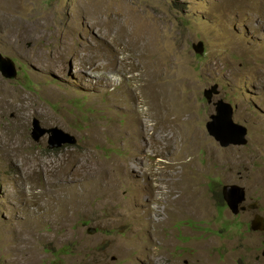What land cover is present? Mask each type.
<instances>
[{
    "label": "rangeland",
    "instance_id": "374dc122",
    "mask_svg": "<svg viewBox=\"0 0 264 264\" xmlns=\"http://www.w3.org/2000/svg\"><path fill=\"white\" fill-rule=\"evenodd\" d=\"M0 53V264H264V0H0ZM145 62L188 110L173 126L146 114ZM216 85L246 144L207 134ZM232 185L257 212L231 213Z\"/></svg>",
    "mask_w": 264,
    "mask_h": 264
},
{
    "label": "water",
    "instance_id": "95a60500",
    "mask_svg": "<svg viewBox=\"0 0 264 264\" xmlns=\"http://www.w3.org/2000/svg\"><path fill=\"white\" fill-rule=\"evenodd\" d=\"M204 50L203 43H200L198 47V52L202 54ZM0 72L3 77L7 79H15L17 76V71L14 61L9 57H4L0 53ZM220 94L218 86H214L212 89L205 91V97L208 99L210 104L215 106V114L210 117V121L206 124L207 133L214 137L215 141L220 143L221 147H228L229 144L243 145L246 144V134L247 130L245 127L238 125L233 120V110L230 104L225 103L224 100L217 102L213 101V98ZM34 138L36 142H40L45 134H51V139L49 141V148L54 149L61 147L63 143L75 144V140L70 139L67 134L59 129H45L41 127L39 121H34ZM227 130L224 135L222 129ZM59 134L64 138V141L59 140ZM226 138L232 139V141L227 142ZM58 139V140H57ZM223 197L225 202L232 214L238 215L240 212V205L245 201V190L238 185L227 186L224 188ZM262 227H254L253 230H261ZM94 232H89L92 235Z\"/></svg>",
    "mask_w": 264,
    "mask_h": 264
},
{
    "label": "bare ground",
    "instance_id": "6f19581e",
    "mask_svg": "<svg viewBox=\"0 0 264 264\" xmlns=\"http://www.w3.org/2000/svg\"><path fill=\"white\" fill-rule=\"evenodd\" d=\"M149 32H151V29H148V32L147 33H149ZM152 41V40H151ZM152 42H154V41H152ZM148 49H149V51H151L152 53H155V51H156V47L154 46V44L153 43H151V42H149L148 43ZM144 59L146 58V57H143ZM153 61H155V59L153 60ZM156 62V61H155ZM109 65V64H108ZM108 65H104V67L102 66V64L101 65H99V66H97V63L95 64V66H96V68H100V69H104L105 70V72H111L112 71V66H111V64L108 66ZM154 66V64H153V62H151L150 64L149 63H146L145 62V65H144V67H143V69H145L146 70V73H149V76H151L150 78H149V82L148 83H146L145 84V86H142L141 87V90H142V92H141V97H142V101L143 102H150V104H151V108H149V109H147V115H149L150 116V118H157L158 119V121L160 122V124L162 123V125H163V122L165 123L166 122V124H170V125H174L173 123H174V121H173V123L171 122V119H169V117H171L170 115L171 114H173V113H177L178 114V118H179V116L181 115V114H185V112H187L188 110H183V109H180V102H179V100L176 98V97H174L171 93H173V86H170L171 87V89H170V91H172V92H166V93H162V92H160V91H163V88L161 87V86H159V87H161V90H160V88H158L156 91H150L148 88H146L145 89V87H147V86H149V87H151L152 89L155 87V86H158V85H156V84H154V81L158 78V76H156L155 74H154V71H153V69H156L157 70V68H154L153 67ZM155 70V71H156ZM105 77V76H104ZM114 78H116V77H112L111 79H110V81H107V83L108 84H112V83H114V82H112V81H115V85H120L121 84V81L122 80H120V79H114ZM118 81H120L119 83H118ZM118 83V84H117ZM145 89V90H144ZM144 90V91H143ZM176 96V95H175ZM160 99H161V102H160ZM159 103L161 104V105H159ZM143 112V111H142ZM144 113V112H143ZM144 116H145V114H144ZM173 116V115H172ZM149 118V117H148ZM147 118V119H148ZM149 118V119H150ZM175 118V117H174ZM177 118V119H178ZM176 119V118H175ZM174 119V120H175ZM177 121V120H176ZM154 124V123H153ZM178 124V123H177ZM155 125V124H154ZM157 125V124H156ZM153 126V125H152ZM159 126V125H158ZM161 126V125H160ZM169 126V125H168ZM167 126V127H168ZM182 126V125H181ZM166 127V128H167ZM170 127V126H169ZM172 128V127H171ZM177 128V127H176ZM182 128V127H181ZM156 129V128H155ZM158 129V128H157ZM161 129V128H160ZM163 129V128H162ZM179 129V128H178ZM177 129V130H178ZM153 130V129H152ZM152 130H151V132H152ZM159 130V129H158ZM186 130V129H185ZM156 131V130H155ZM179 131V130H178ZM177 131V132H178ZM111 132H113V133H116V132H118V134H123L124 133V131L123 130H117V129H115V128H113L112 129V131ZM188 132V131H187ZM193 132V131H192ZM192 132H190V134L189 133H187V134H184L185 132H183V133H181V136L180 137H182V141H183V139H184V141L182 142L183 143V145H182V148H183V153L182 152H180V154L182 155V156H184V157H186L187 155H190V152H191V148H192V138H193V133ZM179 133H176V135H178ZM138 135V133H137V131L135 130V129H129V135H128V137L129 138H131V137H133V136H137ZM159 135H160V133H159ZM156 136H158L157 134H156ZM179 136V135H178ZM169 136H167V138H168ZM174 138H175V136H173ZM173 137H169V139H172ZM179 137V138H180ZM150 138V140H152L153 139V137L152 136H150L149 137ZM158 138H159V136H158ZM160 139V138H159ZM176 139V138H175ZM181 139V138H180ZM196 138H194V140H195ZM158 140V139H157ZM163 140H165L166 141V139L164 138ZM196 141H197V139H196ZM170 142V141H169ZM180 142V141H179ZM150 145V144H149ZM150 147V146H149ZM176 160V159H175ZM184 170V169H183ZM171 179V178H170ZM172 180V179H171ZM170 180V181H171ZM175 180V179H174ZM178 180V179H177ZM181 182V180H178L177 182L176 181H174V182H172L173 183V185L176 187V189H178L179 187H180V185H179V183ZM168 184V183H167ZM172 185V184H171ZM169 187V186H168ZM183 201H181V200H173V199H169L168 200V202H167V205L168 206H170V205H183V204H186V202H187V200H186V197H185V195L183 196Z\"/></svg>",
    "mask_w": 264,
    "mask_h": 264
},
{
    "label": "clouds",
    "instance_id": "9594fccd",
    "mask_svg": "<svg viewBox=\"0 0 264 264\" xmlns=\"http://www.w3.org/2000/svg\"><path fill=\"white\" fill-rule=\"evenodd\" d=\"M220 95V94H219ZM220 100H222V99H220ZM220 100H218V101H220ZM226 103V102H225ZM229 104V103H228ZM214 106V105H213ZM232 107V106H231ZM232 110H233V108H232ZM214 111H215V106H214ZM234 120V119H233ZM236 124H238V123H236ZM238 125H240V124H238ZM242 126V125H241ZM244 127V126H243ZM206 128V127H205ZM206 132H207V130H206ZM208 134V133H207ZM225 201V200H224ZM226 203V202H225ZM227 205V204H226ZM228 207V206H227ZM243 208H246L245 206L244 207H241L240 208V212L241 211H243ZM239 212V213H240ZM234 215V214H233ZM258 218H259V220H253L251 223H250V226H249V230L250 231H253V229H254V227H258V226H260V227H262L261 228V230H255L256 232H263V229H264V217L263 216H261V215H259L258 216ZM258 224V225H257ZM257 225V226H256Z\"/></svg>",
    "mask_w": 264,
    "mask_h": 264
},
{
    "label": "flooded vegetation",
    "instance_id": "af4514ba",
    "mask_svg": "<svg viewBox=\"0 0 264 264\" xmlns=\"http://www.w3.org/2000/svg\"><path fill=\"white\" fill-rule=\"evenodd\" d=\"M246 199V198H245ZM245 204V203H244ZM245 207L246 208H243V210H246V209H249V210H252V208H253V210L252 211H254V212H257L258 210H255V207H254V205H248V206H246L245 205ZM244 212V211H243ZM260 214H258V213H255V215H254V219L253 220H259V218H258V216H259ZM264 217V216H263ZM252 220V221H253ZM263 231H264V229H263Z\"/></svg>",
    "mask_w": 264,
    "mask_h": 264
}]
</instances>
